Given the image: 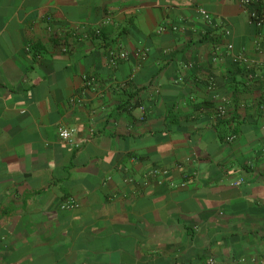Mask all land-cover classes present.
<instances>
[{"label":"crops","instance_id":"0c3cea01","mask_svg":"<svg viewBox=\"0 0 264 264\" xmlns=\"http://www.w3.org/2000/svg\"><path fill=\"white\" fill-rule=\"evenodd\" d=\"M252 255L264 23L239 0H0V264Z\"/></svg>","mask_w":264,"mask_h":264},{"label":"built area","instance_id":"2783aa9c","mask_svg":"<svg viewBox=\"0 0 264 264\" xmlns=\"http://www.w3.org/2000/svg\"><path fill=\"white\" fill-rule=\"evenodd\" d=\"M240 4L244 7L249 20L254 23V25L256 27H261L264 23V14L262 13V11L260 10L259 4L257 2V0H239ZM199 13L201 14V16L206 19L207 21H211V16L209 15V13L204 9V8H199L198 9ZM227 32V31H226ZM229 48L231 47V44L227 45ZM61 50L65 51L66 48L63 46L61 47ZM138 53H142L141 51H138ZM144 53V52H143ZM118 57L124 58L126 57V52L124 51H120L117 53ZM234 60H241V61H248V58H246L245 56L242 55H237L234 57ZM85 80L87 81V83H90L92 80V77H84ZM217 113L221 116L225 115V107L223 105H218L217 108ZM58 136L66 141L68 144L70 145H75L77 146L78 143H76L74 141L73 138V134L75 132V129L73 127H68V126H63L60 125L58 126ZM234 137V134H231L228 136V139H232ZM165 173L166 170L165 169H152L148 172V174H152L155 175L156 173ZM242 181V178H239L237 180H235L233 183L234 184H238ZM76 203L73 200H65L61 202V206L62 207H67V206H73ZM249 261L250 264H264V261L261 257H258L256 255H252L249 257V259L247 260L246 257L244 256H240L238 257L233 263L231 264H247V262ZM206 264H214V258L212 256H209L206 260Z\"/></svg>","mask_w":264,"mask_h":264}]
</instances>
